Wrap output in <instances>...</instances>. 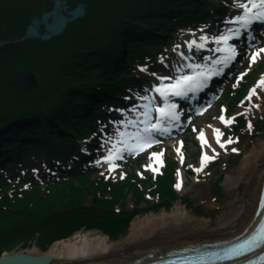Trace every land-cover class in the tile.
<instances>
[{"label": "trees", "instance_id": "obj_1", "mask_svg": "<svg viewBox=\"0 0 264 264\" xmlns=\"http://www.w3.org/2000/svg\"><path fill=\"white\" fill-rule=\"evenodd\" d=\"M79 1L85 3L87 12L62 36L49 41L30 38L0 47V173L8 171V175L0 174V244L36 238L38 233L40 244H50L82 227L100 229L116 239L129 228L143 209L139 204L151 201L146 196L148 189L144 191L140 183L112 182L105 177L92 180L81 172L52 179L42 188L22 177L31 173L35 152L50 159L74 151L69 140L86 136L85 129L102 111L98 104L117 101L113 93L123 86L126 62L136 51L162 46L165 37L153 32H171L165 27L181 28L213 15L208 0ZM53 3L0 0V40L23 36L30 19L50 10ZM43 59L46 67L41 66ZM21 71L39 72L40 85L26 89L5 83ZM237 93L233 98L241 91ZM93 158L87 155L83 160ZM16 162L28 166V173L7 169ZM147 181L149 192L159 195L161 204L177 198L171 166ZM26 182L28 186L21 188ZM130 190L137 206L118 208Z\"/></svg>", "mask_w": 264, "mask_h": 264}, {"label": "rangeland", "instance_id": "obj_2", "mask_svg": "<svg viewBox=\"0 0 264 264\" xmlns=\"http://www.w3.org/2000/svg\"><path fill=\"white\" fill-rule=\"evenodd\" d=\"M209 1L214 4L209 10L211 13L216 12V16H207L199 24H186L180 29L174 30L171 29L172 26H166L165 28L171 29V32H164L166 36H168L165 41H163L166 45L153 49L154 52L152 53H146V51H143L135 53L134 56H132L134 57L131 60L133 65L127 64V73H125V76H122L124 81L121 82V85L123 86L119 92V96H122V100L119 103L110 102L98 104L102 111L96 113L93 121H91L88 128L85 129V135L87 138L69 140V145L72 144L75 148L74 151L68 152L69 154L67 157L54 155L50 159H47L43 157L42 154L35 152L31 157L33 161L32 165H34L31 169V173L22 177V179L29 178L31 179L29 183L44 188L47 182H50L52 179H67L69 175L78 176L81 172H84L85 174H89V178L92 180H99L102 179V177H105L112 182L126 179L129 182L133 181L140 183L144 191H147L148 189L146 196L149 197L151 201L139 204L143 209L135 215L131 222L138 216L144 217L148 215V213L159 214L163 211L172 210L176 203H183L189 210H193L194 213L202 218L208 217L211 219L215 218L216 220L221 219L225 213L224 211H229L230 205L228 201V186L226 184L228 174H230L231 170L236 169L235 167L239 164V161L242 160V157H244L243 155L245 151L253 147L256 142L264 139V89L258 87L260 95L254 96L251 101L245 99L248 91L253 85L258 84L259 79L262 74H264V56L250 64L247 56L242 55L240 61L236 64L233 70L229 71V75L225 77L224 80L226 83L220 87L219 93L216 94V99L211 102V106L204 115L188 121V123L183 125L177 134L166 137L163 143L140 154L135 153L134 155H126L121 152L120 155L116 156V159L112 161L118 165V167L111 170L108 167V162L105 160H101L99 164L94 163V161L100 159L101 156L107 155L108 149L113 147L112 144L108 143V139L111 137L107 134H114L116 129H120L126 134L127 132H135L137 130L135 124L119 125L113 124L112 121L118 119L127 121L129 118L138 121L143 120V117L138 116V113L132 108V105L135 104L141 111L144 110V101L139 100L136 94L140 93V95H143L145 86L154 85L158 81L159 75L175 76L177 74V69H180L182 62L185 61L182 59L183 56L180 55V48L187 50L188 54L191 56L190 61L195 64L198 61H207L208 63L213 64L215 63V60L219 58V53L215 48V45L217 44L215 41L209 40L208 47L204 48V50H200L196 55H194V49L190 50L187 45L189 39L193 36H199L202 31L208 32L209 34H216L219 31H222L224 18L231 15V12L236 10L231 7L232 0H227V3H225V0ZM78 3L82 2L79 0H68L70 9L76 7ZM45 11L49 10H44L43 12ZM84 16L81 18H84ZM79 19L69 23L63 34L66 30L71 28L74 23L79 22ZM42 29L44 30V26H42ZM63 34L54 36L53 38L62 36ZM128 35L133 36L132 33H129ZM260 46H264V42H261V44L258 45V47ZM161 56L164 58L163 61L160 59ZM45 63L46 59H43L41 66L46 67L45 65L47 64ZM188 64L190 63L185 61V65ZM140 65H147V71L142 70L139 67ZM33 72L37 74L39 79V84L37 86H39L41 83L39 72ZM241 72H244L245 75L238 81L237 78ZM151 73H157L158 75L153 76ZM10 82L17 84L16 76L5 83L8 84ZM239 91H241L240 96L236 99L233 98L235 93ZM242 100L244 101L243 104H241ZM257 103L260 104V107L255 106ZM221 105L226 106L227 116H233L236 113H240V115L236 116L235 123L231 126L224 127L225 138L231 133L234 137H239V139L235 140L228 147L229 150L217 154L214 160H210L209 165L201 171V174H199L195 171V167L199 164L201 156V144L197 133L206 125H218L221 123L218 119L221 115ZM249 105H251L250 108ZM119 108H125L126 111L121 113L116 110ZM248 120L253 122L252 130H248ZM193 125L196 126V131H193ZM101 129H103V131H101ZM94 133L95 135H93ZM181 138L183 144L179 146L183 152V158H181L180 154L177 153L173 147V145H176ZM93 146L94 149L90 151V147ZM247 147L248 149H246ZM160 148L164 149L163 154L160 157L163 163L159 165H155V163L153 164V166L155 165V167H159V171L153 173L150 169L142 167V165L147 164L150 159H155L150 158L148 153L150 151H159ZM231 148L239 149V151H242V155L237 156L236 153H238V151L233 152L230 150ZM84 149L87 150L85 151ZM89 154L94 156L93 160H90V162L88 161L89 159L83 160L84 157ZM174 161L175 163H172ZM167 165L171 166V169L173 170V187L177 182V169L180 170L179 176L182 178V187L179 189L174 187L177 198L173 200V202H170L169 204H161L159 202V195L149 192L150 184L147 179H157ZM9 168H11L13 172L19 170L20 174H23L27 171L28 166H19V162H16L13 166H9L7 169ZM137 169L143 174H137ZM120 173H124V175L121 176ZM0 174L2 176L8 175V171L3 170ZM16 179L17 177L14 176L11 180L14 182ZM29 183L26 182L21 184V188H26V185L28 186ZM75 183H78V181L75 180ZM11 192L12 191L10 190V193ZM135 204V196L132 194V190H130L123 203H118L116 206L118 208L133 210L137 206ZM131 222L128 226L129 228L124 233H120L116 236L117 239H125L129 235ZM39 235L40 233L36 234V238L32 237L28 240L21 239L6 244H0V257L6 256L8 251L18 253V251L28 250L29 248L36 246H41L44 250L49 249L54 242L50 244H40L38 242Z\"/></svg>", "mask_w": 264, "mask_h": 264}, {"label": "bare ground", "instance_id": "obj_3", "mask_svg": "<svg viewBox=\"0 0 264 264\" xmlns=\"http://www.w3.org/2000/svg\"><path fill=\"white\" fill-rule=\"evenodd\" d=\"M207 44L209 45V41ZM192 49L195 51L194 55L204 50L199 47ZM180 51L184 53L182 59L190 64L194 63L190 61L191 56L186 49L180 48ZM185 61L182 62L180 69L185 72L193 71L185 67ZM196 64L212 69L217 66L207 61H198ZM153 94L156 96L153 103L163 100L158 93ZM148 111L149 119L159 116L154 108H149ZM219 124L215 126L220 127L225 133V125L222 122ZM203 129L209 139H212L213 130L210 125ZM222 139H225V135ZM214 146L217 147L218 154L226 152L218 145ZM229 146L225 145V148L228 149ZM236 155H242V151H238ZM243 156L236 169L231 170L226 178L230 205L229 211H224L219 220L202 218L183 203H176L172 210L159 214L148 213L144 217L138 216L131 222L130 233L125 239H115L100 229L82 228L69 237L55 240L47 250L36 246L18 252L54 256L57 258L56 264H157L164 261V258L182 251L237 241L251 234L263 222L264 216L262 218L261 216L264 204V139L256 142ZM199 165L200 162L197 167ZM201 171L198 173L201 174ZM6 254L14 255L9 251Z\"/></svg>", "mask_w": 264, "mask_h": 264}, {"label": "snow or ice", "instance_id": "obj_4", "mask_svg": "<svg viewBox=\"0 0 264 264\" xmlns=\"http://www.w3.org/2000/svg\"><path fill=\"white\" fill-rule=\"evenodd\" d=\"M227 3V0H225ZM231 7L239 9V11L226 16L224 18V23L222 25V31H219L216 34H209L208 32H201L199 37L193 36L187 41V45L191 50L193 47L206 48L208 47L207 41H215L217 43L216 50L218 52L224 53L221 58L215 60V64H227L234 60L238 54V47L235 43H231L232 37L240 36L242 29H249L253 22L260 21L264 22V0H232ZM194 31V30H193ZM251 36L252 33L249 32ZM181 56L184 55L183 52L180 53ZM245 55L248 58L249 63L257 61L259 58L264 56V46L253 48L251 45L248 46V51L245 52ZM163 61V56L160 57ZM142 70L147 71V65L139 66ZM185 67L193 69V71L185 72L182 69H177V74L175 76H165L159 75L158 81L151 86H145L144 94L140 95L137 93L139 100L144 101L143 111L132 105V108L138 113V116H142L143 120L138 121L136 119L129 118L127 121L123 119H118L112 121L113 124L125 125V124H135V132H127V134L120 129H116L114 134H107L109 137L108 143L112 144L113 147L108 149V154L101 156L100 159L94 161V163L99 164L101 160L108 161L109 169L118 167L112 161L115 160L116 156L120 155L123 151L131 152L133 155L142 151L144 148L150 147L151 144L158 143L153 135L154 132H171L172 128L178 127L177 124L172 123L174 120H179V112L177 110L176 101L172 99V96H186L190 91H196L202 87L205 81L215 73L212 71L211 67H205L202 64H188ZM221 69H217L220 71ZM153 76L158 75L157 73H151ZM245 75L244 72H241L238 76L239 79H242ZM258 87L264 89V74L258 81L257 85H253L252 88L248 91L245 99L251 101L254 96H259ZM153 93H158L160 97L163 98L161 102L153 103L156 100V96ZM127 99V97H126ZM244 101H241L243 104ZM256 107H260V104H256ZM221 115L218 117L219 121L225 126H231L235 123L236 116L240 113H236L233 116H227L226 106L221 105ZM251 105H249V108ZM149 108H154L159 116L154 120L149 119ZM117 111L124 113L125 108L116 109ZM201 112L204 110L203 107L199 109ZM191 119V117H189ZM193 131H196V126L193 125ZM212 128V139H209L204 129H200L197 133L200 144H201V157L199 167H195L196 172H200L204 165L210 160H214L218 154L217 147L224 149L225 151L229 150L225 148V145H231L235 140H238L239 137H234L231 133L227 135L225 139L222 137L225 135L224 131L215 125H210ZM248 130H252L253 122L251 120L247 121ZM103 131V129H101ZM95 135V133L93 134ZM183 141H178L176 145H173L175 151L180 154L183 158V152L181 147ZM85 151L87 149H84ZM233 152L239 151L237 148L230 149ZM164 149L160 148L159 151H150L148 153L150 158L149 162L142 167L150 169L153 173L159 171V167H154L156 165L162 164L163 161L160 157L163 154ZM211 152V154H209ZM38 171V170H37ZM179 169H177V182L174 187L179 189L182 187V178L179 176ZM137 174L142 175L143 173L137 169ZM121 176L124 173H120ZM27 186V185H26ZM260 250V255L258 256L259 260H264V222L259 224L258 230L250 234L243 243L233 245L229 250L233 257L248 256L251 253L257 252ZM245 264H256V261L253 259H247Z\"/></svg>", "mask_w": 264, "mask_h": 264}, {"label": "water", "instance_id": "obj_5", "mask_svg": "<svg viewBox=\"0 0 264 264\" xmlns=\"http://www.w3.org/2000/svg\"><path fill=\"white\" fill-rule=\"evenodd\" d=\"M87 12L85 3H78L76 7L70 9L68 0H54V5L49 11L36 15L30 20L25 35L19 38H11L0 41V47L9 43H18L30 37L51 40L54 36L63 34L69 23L83 17ZM44 26V30L41 28ZM17 84L32 89L39 84V79L35 72H21L16 76ZM85 228V227H83ZM57 258L48 255L26 254L22 252L14 253L13 256L0 257V264H56Z\"/></svg>", "mask_w": 264, "mask_h": 264}, {"label": "flooded vegetation", "instance_id": "obj_6", "mask_svg": "<svg viewBox=\"0 0 264 264\" xmlns=\"http://www.w3.org/2000/svg\"><path fill=\"white\" fill-rule=\"evenodd\" d=\"M41 30H43V29L41 28Z\"/></svg>", "mask_w": 264, "mask_h": 264}]
</instances>
